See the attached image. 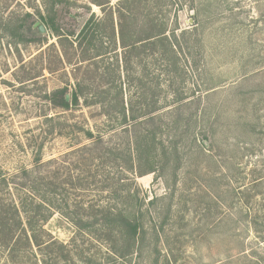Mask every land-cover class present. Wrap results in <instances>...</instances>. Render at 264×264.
Returning <instances> with one entry per match:
<instances>
[{"label": "rangeland", "instance_id": "374dc122", "mask_svg": "<svg viewBox=\"0 0 264 264\" xmlns=\"http://www.w3.org/2000/svg\"><path fill=\"white\" fill-rule=\"evenodd\" d=\"M24 4L0 0V174L56 171L63 182L44 224L57 242L0 264H264V0H136L126 30L151 19L168 40L125 59L103 7H78L96 27L93 64L75 73L57 66L35 12L44 44L12 35ZM61 14L73 40L79 24ZM25 72L38 76L19 83ZM74 76L86 85L76 107L44 97L70 94Z\"/></svg>", "mask_w": 264, "mask_h": 264}, {"label": "trees", "instance_id": "16d2710c", "mask_svg": "<svg viewBox=\"0 0 264 264\" xmlns=\"http://www.w3.org/2000/svg\"><path fill=\"white\" fill-rule=\"evenodd\" d=\"M20 1H25L24 6L29 7L30 10L20 12L23 22L15 26L11 32L12 35L17 37L18 41L21 42L44 44L45 36L40 32L38 27L34 29L35 31L31 30L32 24L36 21L32 18L31 12H35L42 18L50 33L57 40L59 46L58 53L56 54L57 66L61 64L69 65L73 73L75 71L80 72L81 65L84 62H86L84 66L93 64V56L90 54L92 35L88 38L87 36L96 27L92 13L89 16L80 14L75 11L78 7L85 14L89 12L91 4L103 7L105 11L104 26L113 37V45L115 46L118 41L124 55L128 53L130 56V53L138 49L137 45L143 48L150 47L153 50L156 44L168 40L164 27L156 24L151 19L144 20L145 22L139 26L141 32L135 31V34L132 35L134 30L131 28L134 26H129L126 30V27H128L127 20H129L126 18L135 11L134 2L136 0H118L116 4L117 9L114 10L111 7L112 5L109 4V0H86L82 5L77 4L76 0H39L37 4V0ZM104 7H108V9ZM61 13L65 14L67 19H73L79 24L78 28L80 31L73 40L72 36H74L75 30L69 29L64 25V16ZM30 18L29 24L25 23ZM40 23L44 25L43 22L40 21ZM116 33L117 38H115ZM77 37H79V40H77ZM42 56L43 53H39L38 58L42 59ZM125 58L126 55L124 56ZM20 61L22 60L20 59ZM22 67H24L23 63L20 64V68ZM37 76L38 74L36 73L25 72L21 77H18V82L24 84L26 81H30ZM74 79L75 88L69 94V100L65 99V95L67 94L65 87L57 88L44 97L55 106L64 109H69L70 104L72 107H76L79 104L80 96L84 95L86 85L83 83V80H78L76 76H74ZM84 102L85 104L89 103L88 100H84ZM120 104L122 110H120L118 117H120L121 122L125 123L126 116L122 97L120 98ZM86 133L89 138L102 141L100 135L94 137L90 131ZM62 182L63 180L56 171H53L50 176H45L42 171L33 174L28 169H21L19 173L10 177H7L3 173L0 174V255L3 254L6 261L18 262L21 258L27 256L26 253L28 251L34 254L37 250L46 249L49 245L57 242L50 232L44 228V224L54 211H59V208L51 207L54 201L49 199L48 196L51 195L52 198L56 197ZM90 211L92 217H94L93 209L91 208ZM70 212L71 214H67L69 215V219L80 229L81 226L77 225L80 224L78 222L80 219L77 217L78 212H75L74 209L70 210ZM95 212L113 213L107 209H100ZM121 219L127 226L131 227V234H134L136 224H132L125 215H121ZM59 247L62 250L66 249L68 251L67 243L59 242Z\"/></svg>", "mask_w": 264, "mask_h": 264}, {"label": "water", "instance_id": "95a60500", "mask_svg": "<svg viewBox=\"0 0 264 264\" xmlns=\"http://www.w3.org/2000/svg\"><path fill=\"white\" fill-rule=\"evenodd\" d=\"M191 13H192V12H191ZM32 27H33V28L38 27V29H39L40 32H42V33L46 32V28H45V26L42 25V24L40 23V21H38V20L35 21V22L33 23ZM65 99H66V100H69V94H68V93L65 95Z\"/></svg>", "mask_w": 264, "mask_h": 264}]
</instances>
